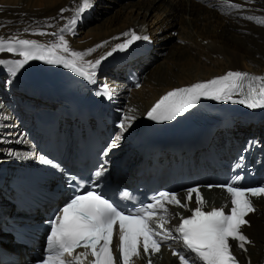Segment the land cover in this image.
<instances>
[{
  "label": "bare ground",
  "instance_id": "obj_1",
  "mask_svg": "<svg viewBox=\"0 0 264 264\" xmlns=\"http://www.w3.org/2000/svg\"><path fill=\"white\" fill-rule=\"evenodd\" d=\"M111 1L90 0V6L80 11L78 5L82 4L84 8L85 0H0V40L14 43L19 39H29L50 46L58 40L51 32L61 33L73 18L75 23L83 27L89 19H95L103 13L104 8L112 4ZM119 3H122L123 9L122 11L120 9V12L124 13L125 8L130 9L125 15L126 18L119 20L123 14L119 13L117 15L119 18L115 22L107 19L106 23L105 21L102 23L105 15L99 24L102 23L105 28L109 26L107 30H98L90 39L86 38L84 32L82 35L67 39L70 49L76 52L87 53L88 49L95 48V51L86 54L80 62L86 64L88 61L95 62L103 58L97 68L105 69L103 74H106V65L111 63V59L104 53L125 36L123 34L126 33L128 26L140 24L142 29L149 32L153 43L152 49L145 58L136 62L143 74L142 84L129 91L128 101L124 103L127 117H131L132 120L165 89L175 86L187 87L193 83L208 81L224 75L226 69L240 68L242 72L252 76H264V0H123ZM92 4L93 8H90ZM231 5L240 7L234 8ZM61 9L64 11L61 12ZM116 9L112 13H115ZM169 29L175 30L174 39L170 36ZM171 39L172 42L167 43ZM97 45L102 46L96 47ZM167 52L170 53L168 56L165 55ZM214 54L220 58L213 56ZM156 57L161 59L147 69V65ZM185 58L195 61L193 70L191 67L178 66ZM15 59L22 57L7 51L0 52V60ZM187 63L186 61L185 64ZM207 64L213 69L207 67ZM9 67L10 65H0V118L8 115L12 101L18 100L21 91L19 86L25 84L22 79L37 75L45 68L58 70L62 65L47 64L39 60L30 61L15 77L10 76ZM118 95V104L123 103L125 94ZM235 98L238 99L239 96ZM199 102L208 106L218 105L223 101L204 98ZM128 121L129 119L126 120ZM19 122L16 123V129ZM246 128L249 127L235 124L230 132L237 136L241 132L244 133ZM13 134L10 142L0 130V152L8 148H22V145H16L20 141L19 133ZM27 137H32L28 130L21 135V138ZM223 197L221 189H204V199L207 203L212 200L218 204L217 198ZM257 206L258 208L248 215L249 225L244 226L252 243H248L242 251L237 252V256L245 264H254L255 261L260 263L263 257L264 202H258ZM169 210L172 212L174 209L169 207ZM6 240L8 241L7 237ZM19 257L14 258L12 263H16ZM133 264L144 263L141 259L135 258ZM151 264L176 263L174 256L169 255L168 250L162 247L151 257Z\"/></svg>",
  "mask_w": 264,
  "mask_h": 264
},
{
  "label": "snow or ice",
  "instance_id": "obj_2",
  "mask_svg": "<svg viewBox=\"0 0 264 264\" xmlns=\"http://www.w3.org/2000/svg\"><path fill=\"white\" fill-rule=\"evenodd\" d=\"M89 6L90 0H85L84 8L80 11ZM231 7L239 8L240 5ZM63 11L61 9V12ZM71 23H75V18ZM62 32L51 34L58 40L50 46L29 39H19L14 43L0 40V52L7 51L22 57L15 60H0V65H10L9 74L15 77L30 61L39 60L47 64L62 65L65 69L94 83L95 69L103 58L95 62L88 61L86 65L80 63L83 57L95 51V48L88 49L87 53L73 51ZM140 39L149 38L132 34L130 40L117 44L116 49L124 50L133 41ZM97 95H107L110 98L112 94L105 85L103 91ZM237 96L238 99L235 98ZM204 98L239 103L250 109L264 108V76L228 71L208 81L176 88L163 95L147 112V117L157 122L172 121L193 109ZM128 119L132 118L122 117L118 120L119 134L115 141L121 140L123 133L130 126L125 123ZM248 143L250 148L258 142ZM249 148H246L245 152ZM40 160L53 168H59L53 160L43 156ZM244 160L245 157L241 155L235 168H242ZM105 172L106 169L101 165L99 170L91 175L93 187L83 194L79 191L80 185H77L74 195L69 197L49 220L50 231L47 234L45 255L37 264H85L86 261L87 264H132L133 258L140 255L141 246L143 253L150 257L160 251L162 244L169 242L182 244L181 248L172 252L173 256L179 258V264H237L232 254L233 248L244 249L245 243H250L241 229L249 223L245 217L255 211L251 197L264 196V185L242 187L239 184L241 179L239 176L221 185H207L209 189L220 187L227 192L231 203L230 214L226 212L225 207L205 210L207 201L202 196L201 186L187 188L184 202L178 193L161 191L146 205H141L134 212L126 213L98 191V182ZM75 180L76 177H69L70 182ZM193 194L196 206L189 208V204L193 202ZM122 195L127 199L129 194ZM166 205L178 206L190 211L191 214L180 216V221L174 228L167 227L170 218L180 214L170 212ZM232 241H236V245H233ZM78 249L83 251H77Z\"/></svg>",
  "mask_w": 264,
  "mask_h": 264
},
{
  "label": "rangeland",
  "instance_id": "obj_3",
  "mask_svg": "<svg viewBox=\"0 0 264 264\" xmlns=\"http://www.w3.org/2000/svg\"><path fill=\"white\" fill-rule=\"evenodd\" d=\"M117 1H123V0H117ZM116 0H112L111 2H112V4L110 5V4H108V6L106 7V8H104V12L103 13H101V14H99L98 15V17H96L95 19H92V20H88L85 24H84V26L83 27H79L78 29L79 30H81V31H78L77 33H73V35L74 36H79V35H82V33L84 32V34H85V36H87L86 38L87 39H90V38H92V37H94L96 34H97V31L98 30H100V29H105V30H107L108 28H109V26H108V28H105V26L104 25H102V23L104 22V23H106L107 21V19H110V21H116V19H118L119 17H117V15L120 13V14H122L123 12H120L119 10L121 9V5H122V3H119V2H117ZM117 8V9H116ZM114 9H116L117 11L115 12V13H112L113 11H114ZM123 9H121V11H122ZM129 8H125V11H124V13L122 14V15H120V17L121 18H119V20H121V19H124V17H125V15H127L128 14V12H129ZM157 11V10H156ZM110 13H112L111 15H107V14H110ZM136 13V12H135ZM106 15V17H105V19H103L104 18V16ZM126 18V17H125ZM177 18H179V16L177 15ZM103 19V20H102ZM102 20V23H100L99 24V21H101ZM178 20V19H177ZM118 21V20H117ZM87 27V28H86ZM85 29H87L86 30V32H85ZM88 32V33H87ZM169 34H170V36L172 37L173 36V39H174V36H175V30H173V29H169ZM167 36V35H166ZM173 39H171V40H169L167 43H169V42H172V40ZM75 40V39H74ZM232 40H234V38H232ZM76 41H79V40H76ZM81 41H84V40H81ZM203 43L204 42H206V41H202ZM181 43V42H180ZM174 45V44H173ZM164 52L165 51H163L162 52V54H164ZM167 54V55H166ZM170 53L169 52H167V53H165V55L166 56H168ZM165 56V57H166ZM213 56H215V57H217V58H220L219 57V55H213ZM161 59V57H156L155 58V60L153 61V62H151L149 65H147V69H149V68H151L154 64H155V62H157V61H159ZM186 61L188 62L187 64H185L186 63ZM195 61L194 60H191V59H189V58H185L181 63H179L178 64V66H185V67H187V68H189V67H191L192 68V70L194 69V66H195ZM218 65H220V64H218ZM217 65V66H218ZM207 67H210L211 69H213L212 68V66H210V65H208L207 64ZM30 259H32V256H30ZM17 264H20V263H17Z\"/></svg>",
  "mask_w": 264,
  "mask_h": 264
}]
</instances>
